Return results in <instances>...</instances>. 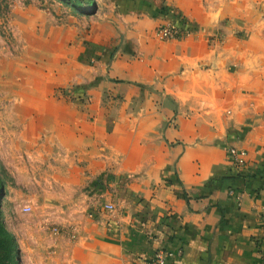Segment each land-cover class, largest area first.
I'll list each match as a JSON object with an SVG mask.
<instances>
[{
  "label": "crops",
  "instance_id": "0c3cea01",
  "mask_svg": "<svg viewBox=\"0 0 264 264\" xmlns=\"http://www.w3.org/2000/svg\"><path fill=\"white\" fill-rule=\"evenodd\" d=\"M171 2L164 17L127 15L126 51L93 76L107 93L59 122L48 111L84 201L44 264H149L158 250L264 264V0ZM160 20L180 36L160 41Z\"/></svg>",
  "mask_w": 264,
  "mask_h": 264
},
{
  "label": "rangeland",
  "instance_id": "374dc122",
  "mask_svg": "<svg viewBox=\"0 0 264 264\" xmlns=\"http://www.w3.org/2000/svg\"><path fill=\"white\" fill-rule=\"evenodd\" d=\"M171 1L0 0V216L19 246L14 264H44L59 248L54 234L84 201L68 177L75 166L68 141L59 126L44 125L48 111L56 109L52 122H59L65 110L90 106L93 88L107 93L93 76L104 77L105 65L126 51L127 15L164 17ZM172 22L156 25L160 41H170L159 32L177 28Z\"/></svg>",
  "mask_w": 264,
  "mask_h": 264
},
{
  "label": "built area",
  "instance_id": "2783aa9c",
  "mask_svg": "<svg viewBox=\"0 0 264 264\" xmlns=\"http://www.w3.org/2000/svg\"><path fill=\"white\" fill-rule=\"evenodd\" d=\"M181 34L179 28L174 26H166L160 29L159 35L161 39L171 40L179 37ZM228 154L234 165L243 166L246 163L247 152L244 149L237 147H229ZM102 209L107 212H112L116 209L113 203L107 202L102 205ZM181 250L172 252L170 250H158L155 255L149 260V264H175V258L180 256ZM264 262V252L262 253Z\"/></svg>",
  "mask_w": 264,
  "mask_h": 264
},
{
  "label": "trees",
  "instance_id": "16d2710c",
  "mask_svg": "<svg viewBox=\"0 0 264 264\" xmlns=\"http://www.w3.org/2000/svg\"><path fill=\"white\" fill-rule=\"evenodd\" d=\"M82 0H75L77 3H81ZM1 189V182H0ZM1 195V192H0ZM1 197V196H0ZM19 253V246L13 235L7 230L4 222L0 216V264H3V260L8 264H14L16 256ZM4 258V259H3Z\"/></svg>",
  "mask_w": 264,
  "mask_h": 264
},
{
  "label": "water",
  "instance_id": "95a60500",
  "mask_svg": "<svg viewBox=\"0 0 264 264\" xmlns=\"http://www.w3.org/2000/svg\"><path fill=\"white\" fill-rule=\"evenodd\" d=\"M97 10V6L94 7V9L92 10V13L96 12Z\"/></svg>",
  "mask_w": 264,
  "mask_h": 264
}]
</instances>
